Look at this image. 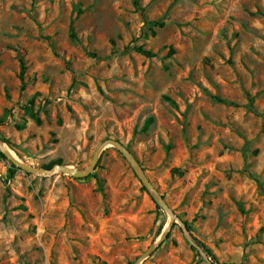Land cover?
<instances>
[{
	"label": "rangeland",
	"instance_id": "rangeland-1",
	"mask_svg": "<svg viewBox=\"0 0 264 264\" xmlns=\"http://www.w3.org/2000/svg\"><path fill=\"white\" fill-rule=\"evenodd\" d=\"M0 139L176 218L0 159V264H264V0H0Z\"/></svg>",
	"mask_w": 264,
	"mask_h": 264
},
{
	"label": "water",
	"instance_id": "water-1",
	"mask_svg": "<svg viewBox=\"0 0 264 264\" xmlns=\"http://www.w3.org/2000/svg\"><path fill=\"white\" fill-rule=\"evenodd\" d=\"M111 147L114 149L116 152H118L129 164L130 168L138 178L139 182L145 189L146 193L152 198V200L155 202L157 207L161 209L167 216L168 218L172 221L174 216L171 214V212L167 209L165 206L164 202L162 201V198L158 196L153 188L149 185L147 179L143 175L141 169L138 167L137 162L134 160L132 155L127 151L120 143L117 141H114L112 139H107L101 142L98 147L95 149L92 158L87 165V167L83 171H78L76 169H70L67 166H61L57 165L54 166L50 171L46 172L40 169H35L28 167L21 163L16 157L11 155L10 151L4 146V143L0 139V153L2 156L13 166H15L18 170H23L25 172L29 173H42L44 175L52 173L54 170L59 171L60 173L67 174L73 178H84L88 176L94 169L95 165L99 159V156L104 148ZM167 235V230H165L163 233H161L159 240L156 244L150 245L147 247V249L140 255V257L137 259V262L140 260H143L145 257H147L154 249L156 246L161 243V241L166 237ZM192 244V242H191ZM193 246V245H192Z\"/></svg>",
	"mask_w": 264,
	"mask_h": 264
},
{
	"label": "trees",
	"instance_id": "trees-1",
	"mask_svg": "<svg viewBox=\"0 0 264 264\" xmlns=\"http://www.w3.org/2000/svg\"><path fill=\"white\" fill-rule=\"evenodd\" d=\"M132 2H133V5L136 6V0H132ZM153 24H154L155 26H158V27L161 26V23H153ZM144 25H146L145 22H144ZM149 31H150V33H151V35H152L153 32H152L151 30H149ZM133 50H134L135 52L139 53L140 55H142V56L145 57V58H150V57H152V54H151L149 51L143 49L141 46L134 47ZM169 53H172V50H171V49L168 51V54H169ZM90 56H93V55H90ZM18 63H19V66H20V74H19V78H20V80H21V78H22V72H23V70H24V66H23V62H22V60H21L20 58H18ZM214 100H215L217 103H220V104H224V105H228V106H234V107H235V106H238L236 103H232V102L224 101V100H221V99L216 98V97L214 98ZM249 108L251 109L252 107H250V105H249ZM251 110H252L255 114H257V112H256L254 109H251ZM2 142L4 143L3 140H2ZM0 159H4V157L2 156L1 153H0ZM54 165H61V161H60L59 159H56V160L50 162L48 165L44 166V169L47 170V169L51 168V167L54 166ZM15 170H17V168L9 163V167H8V169H7V176H8V178H11V177L13 176ZM88 176H91V173H90ZM155 207L158 209L157 206H155ZM184 226H185L186 230L189 232V231H190L189 226H188L187 224H185V223H184ZM167 237H168V233H167V235H166V238H167ZM190 240H191L192 245H193L192 247H193L194 249H198V250L202 251V252L205 254V256L210 260V263H211V264H223V263H218V262L216 261L215 257L212 255L211 251H210L205 245H203L200 241H198V240L195 239L194 237H191Z\"/></svg>",
	"mask_w": 264,
	"mask_h": 264
},
{
	"label": "bare ground",
	"instance_id": "bare-ground-1",
	"mask_svg": "<svg viewBox=\"0 0 264 264\" xmlns=\"http://www.w3.org/2000/svg\"><path fill=\"white\" fill-rule=\"evenodd\" d=\"M12 155V154H11Z\"/></svg>",
	"mask_w": 264,
	"mask_h": 264
}]
</instances>
